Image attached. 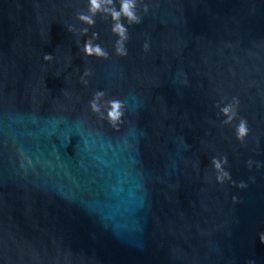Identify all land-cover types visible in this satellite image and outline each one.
<instances>
[{
    "label": "water",
    "instance_id": "obj_1",
    "mask_svg": "<svg viewBox=\"0 0 264 264\" xmlns=\"http://www.w3.org/2000/svg\"><path fill=\"white\" fill-rule=\"evenodd\" d=\"M87 9L0 0V264H264V0H138L124 57L110 18L80 35ZM223 156L246 188L216 181Z\"/></svg>",
    "mask_w": 264,
    "mask_h": 264
},
{
    "label": "clouds",
    "instance_id": "obj_2",
    "mask_svg": "<svg viewBox=\"0 0 264 264\" xmlns=\"http://www.w3.org/2000/svg\"><path fill=\"white\" fill-rule=\"evenodd\" d=\"M117 0H88V9L87 13L78 12L76 18L83 24L88 27L82 28L79 30L81 36H88L89 28H92L96 25L97 15H101L104 20H111V33L118 37L115 41L114 49L115 53L118 56L124 57L128 55L127 49L125 47L127 41L129 40L128 27L125 26L124 21L127 22L128 26L138 25L142 22V18L137 13L138 0H118L119 9L116 7ZM143 11L147 13V6L144 7ZM71 32H75V27H69L68 29ZM100 39L98 32H92L91 36L84 41L82 49H80L83 54L87 57H96L99 59H108V51L102 47L100 43H96ZM149 43L145 42L143 45V50L145 52L149 51ZM43 59L45 61H51L53 59L52 54H45ZM91 75V72L88 70L84 71L83 76L87 77ZM84 84H87V80L81 78ZM102 97H105L104 91H97L94 93L93 99L89 102L90 109L95 113L101 120H107V122L114 128H119V125L122 123V117L124 116L125 103L119 99L107 100V107L102 111L99 101ZM239 106V100L235 97L231 103H228L226 106L220 108V112L223 116L226 117L222 121L224 125H229L237 118V108ZM106 113V114H105ZM249 134L248 122L244 118H240L239 123L235 126V135L236 139L241 143L244 142L245 138ZM252 161H248V166L251 167ZM211 164L216 173V181L220 184H223L225 181H232V177L228 171L225 170V165L228 164L227 156L223 157H213ZM258 167L260 165H257ZM254 179V178H252ZM232 183L244 189L247 187V184L241 181L236 185L235 181ZM237 200L236 197H233V202ZM259 240L261 244H264V232L259 234ZM248 264H253L252 261H249Z\"/></svg>",
    "mask_w": 264,
    "mask_h": 264
}]
</instances>
